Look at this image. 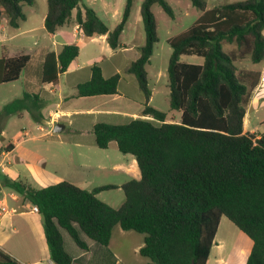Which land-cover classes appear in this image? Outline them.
<instances>
[{"label":"trees","instance_id":"trees-1","mask_svg":"<svg viewBox=\"0 0 264 264\" xmlns=\"http://www.w3.org/2000/svg\"><path fill=\"white\" fill-rule=\"evenodd\" d=\"M201 14L186 30L168 39L170 107L181 112L179 121L153 105L147 65L159 40L153 5L159 3L174 17L167 0H144L141 14L145 43L127 72L136 76L145 94L142 115L123 123L101 121L94 125L96 144L112 141L124 154L135 157L141 172L122 188L124 202L111 206L98 193L118 185L87 189L70 180L35 187L24 179L3 177V185L36 206L54 264H74L65 247L63 232L87 250L91 240L109 245L113 230L144 234L142 256L146 264H207L222 219L227 216L252 240L246 264H264V132H244V121L261 72L240 67L237 61H264V0H239L208 7L207 0H191ZM35 0H0L2 17L19 27L26 20L23 4ZM134 0H127L118 24L111 28L91 6L80 0H47L45 29L56 33L77 22L85 37L107 35L113 49L122 46L121 35L131 16ZM77 9L76 14L74 11ZM232 46V47H230ZM76 43L59 52L48 51L41 82L56 84L79 56ZM182 54H197L203 63L181 61ZM32 55L4 53L0 57V84L22 76ZM121 73L106 77L102 66L91 65V78L76 87V97L116 94ZM45 101L37 92L24 90L8 102L1 115L29 111L41 122ZM0 131L2 128L0 127ZM10 143L5 149L10 150ZM0 264H21L0 247Z\"/></svg>","mask_w":264,"mask_h":264},{"label":"rangeland","instance_id":"rangeland-1","mask_svg":"<svg viewBox=\"0 0 264 264\" xmlns=\"http://www.w3.org/2000/svg\"><path fill=\"white\" fill-rule=\"evenodd\" d=\"M126 1L80 0V7L81 9H84V5L94 7L107 24L113 28L122 18ZM143 1L134 0L131 16L121 35V43L133 47V50L129 52V61L133 59L132 56L139 54V46L145 43L146 35L141 14ZM167 1L174 9V17L167 14L159 3L153 5V11L158 21L159 40L155 45L151 62L147 65L149 85L153 92L150 104L166 111L169 120L174 119L179 121L181 119V112L172 110L170 107L168 64L173 49L168 39L189 28L200 16L201 11L193 5L191 0ZM235 1L239 0H207L208 7ZM23 9L27 14V18L21 21V28L16 29L8 26L7 29L9 36L16 33L19 35L13 39L6 38L0 41V57L4 53L15 54L26 52L30 53L32 58L20 79L0 84V112L8 102L15 97L21 96L24 90L37 92L42 95L46 94L39 82V75L35 69L42 62L47 50H59L61 48L60 43L57 42L58 40L51 39L49 34L42 28L44 16L48 10L47 0H35L33 5L24 3ZM6 20L7 16L3 15L2 23H6ZM30 27H34V33L21 34ZM63 29L71 33L72 26L65 25ZM91 45L84 46L83 48L79 45L80 54L77 59L81 64L92 65L97 61L101 63L106 60V56L109 54L107 44L100 40L96 44ZM95 54H99L98 59L90 61ZM181 61L203 63L204 58L197 54H182ZM262 63H254L250 58L237 61L240 67L251 70L260 69ZM122 75L126 76L127 73L124 72ZM45 87L47 90L49 89L47 88L49 86ZM59 90H57L56 94H60V98L52 93L51 95H45L47 101L41 111V123L35 120L27 110L20 114L8 116L0 114V127L2 128V131H0V152L2 148L7 147L10 143H17V148L8 158L13 162L8 171L10 176L24 180L27 178L35 187H39L38 183L32 178L31 165L34 163L42 164L45 159L47 161L46 165L54 169L58 176L73 180V182L78 183L84 188L93 189L107 184L118 185L115 188L101 190L98 193V197L111 206H120L125 200L122 184L135 177H140L138 165L137 174L128 171L124 167L134 156L122 153L115 141L106 149L98 147L95 135L93 131L88 129L86 123L83 125L82 130L75 128L79 126L75 117L61 116L60 121L50 122L51 119L48 114L51 109L59 107L58 102H60L61 108H80L89 106L92 103V98L90 97H73V94L76 93V88L71 85L67 76L61 77ZM121 92H125L123 86L121 87ZM66 94L72 96L65 99ZM107 103L109 105V102ZM98 104L105 106L104 102H98ZM255 105L249 106L246 130L251 131L254 125H257L258 130L264 132V105L257 108ZM74 120H76V123L72 124L71 122ZM126 121L128 119H122L120 122ZM57 123H61L65 128L61 131H54ZM116 164L120 165V167L116 168ZM3 189L5 192L10 191L7 187ZM25 217H30L32 220L31 217H34V215L15 214L14 219L24 218L28 220ZM24 224L28 225L27 222ZM14 225L17 226L15 223ZM20 228L18 233L13 234L15 242H18L17 236H21L22 238L19 237L21 238L20 242L28 240L27 243L34 247V233L26 229V226L24 229ZM23 231H25V236L23 235ZM124 231L120 225L115 226L112 234L113 247L119 248L124 253L126 251L131 253L130 248L132 246L136 247L142 242L144 234L134 230ZM65 233L73 241L69 233L67 231ZM252 244V240L248 235L238 228L227 216H222L207 264H246L252 250ZM128 260V264H143L144 261H149V258L137 252L131 254Z\"/></svg>","mask_w":264,"mask_h":264},{"label":"crops","instance_id":"crops-1","mask_svg":"<svg viewBox=\"0 0 264 264\" xmlns=\"http://www.w3.org/2000/svg\"><path fill=\"white\" fill-rule=\"evenodd\" d=\"M76 12L77 9L74 11V14H76ZM45 16H44V21H45ZM8 26H10L8 24V20H6V23H2V27L0 28V41L5 40L6 38L13 39L19 35L18 33H16L9 36V33L7 31ZM69 26H72V31H71L72 34L69 33L68 31H65L63 29L64 26H62L56 33L47 32L45 29L44 22L42 28L47 34H49V37L51 39L58 40L57 42L60 43L61 48L66 43H76L81 45V48H83L84 46L87 45L92 46L91 44H96L101 40L103 43H106L109 48V54L106 56V60L101 63L97 61L102 66L104 75L108 77L115 73L122 74L124 72H126L127 75L126 76L122 75L118 87V93L85 96L92 98L91 101L92 103H90L89 106L80 107V108L78 107L61 108L60 102H58L59 107L56 109H51L48 114L51 119L50 122H56L57 120L60 119L61 116H71V117H75L77 120V125H79L75 127L77 130H82L84 127L83 125H85L86 123L88 129L93 131L94 125L101 121L121 123L120 121H122V119L129 120L130 117L151 118L150 116L142 115V111L144 109L145 94L140 88L136 76L132 73L127 72V68L129 67L131 62L140 55V49L138 48L139 54H137L136 56H132L133 59L129 61L128 60L130 54L129 52L133 50V47L131 46L129 47L121 43L122 46L120 48L113 49L107 42V35H99V36L87 38L82 33L80 26L77 22H72L71 24H69ZM14 28L20 29L21 24L19 25V27H14ZM28 33L29 34L34 33V27L28 28L27 30L23 31L21 34H28ZM61 48L59 50H54V51L59 52ZM48 51L51 50H47L45 52L42 62H40L35 69V71L39 75V82L42 85V88L44 89L46 94L51 95L52 93L53 95H57L60 98L61 95L56 94V92L57 90L60 91L59 89H60L62 76H67L69 82L75 88L79 83L89 80L91 78V65L86 63L81 64L77 59L79 57L78 56L72 62L70 68L65 73L60 75L59 81L56 84L42 83L41 82L42 67L46 53ZM98 57L99 54H95V56H93L91 58L92 60L90 61H94V59H98ZM262 62L263 63L261 65V68L255 69L261 72V80L258 86L253 91L250 104L248 105L247 108V114L244 121V132H248L246 130V123L248 120L250 107L253 106L254 104H256L255 105L256 108L264 105V61ZM45 86H49L47 87L49 89L47 90ZM122 86L125 92H121ZM75 94H73V97L75 96ZM40 95L44 99L46 105L47 100L45 95L42 94ZM70 96L66 94L64 98L67 99ZM152 98H153V92L150 102L152 101ZM98 102L100 103L104 102L105 106H100ZM107 102H109V105H107L108 104ZM76 120H74L71 123L72 124L76 123ZM172 121H176V120L173 119ZM64 128L65 126L63 127V129ZM255 131H259L257 125H254L253 129L249 132H255ZM12 144L13 147L10 150L5 149L6 148L5 147L2 148L0 152L1 155L0 206H3L5 208V210L0 214V247L4 249L6 252H8L10 255L15 257L21 264H54L53 260L50 257L49 248L46 242L44 228L42 224V218L39 212L37 211L36 206L26 201L20 194L13 191L12 189L7 187L10 190L9 192H5L3 189L4 187H6L3 185V177L5 175L13 179H21L10 176L8 172L11 168L10 166L13 163L12 160H9L8 158L17 148V143L13 142ZM112 144L113 141L110 143V145ZM46 163L47 161H45L44 159L42 164L34 163L31 165L32 178L38 183L39 187H45L47 185L60 182L62 180H70L58 176L55 173L54 169L48 167ZM137 165H138L137 160L134 157L133 159L129 160L128 164L124 165V167H126L128 171L137 174L138 173ZM115 167L119 168L120 165L116 164ZM140 177H141V172H140ZM139 178L135 177V179H139ZM25 180L28 181L27 178H25ZM70 181L73 182V180ZM74 183L79 185L76 182ZM15 214H22V215L32 214L34 215V217H31L32 220L30 219V217H25L29 221L24 218L14 219ZM26 222L29 226L24 224ZM14 223L17 224V226L14 225ZM24 225L27 227L26 229L34 233V247L27 243L28 240L26 241L24 240L20 242L19 240H21L22 238L21 236H19L21 238L17 236L18 242H15L14 240L13 234L18 233V231L21 229L20 227L24 229L25 228ZM25 231H23L24 236H25ZM128 231L129 230H125L124 232H128ZM63 235H64L65 247L68 250V252L72 255L74 264H128L129 256L133 253H137V252L140 253V249L144 245V237H143L142 242H140L136 247L132 246L130 248L131 253H129L128 251L124 253L119 248L113 247V243H112L113 239H111L109 245L105 246L94 240L89 239L83 233L82 235L83 238L87 240L89 244V248L87 250H84L80 248L74 241H71V239L67 237L65 232H63ZM147 262L144 261L143 264H146Z\"/></svg>","mask_w":264,"mask_h":264},{"label":"water","instance_id":"water-1","mask_svg":"<svg viewBox=\"0 0 264 264\" xmlns=\"http://www.w3.org/2000/svg\"><path fill=\"white\" fill-rule=\"evenodd\" d=\"M64 125H62L61 123H57L55 125L54 131H61L63 129Z\"/></svg>","mask_w":264,"mask_h":264},{"label":"built area","instance_id":"built-area-1","mask_svg":"<svg viewBox=\"0 0 264 264\" xmlns=\"http://www.w3.org/2000/svg\"><path fill=\"white\" fill-rule=\"evenodd\" d=\"M5 210L3 206H0V214Z\"/></svg>","mask_w":264,"mask_h":264}]
</instances>
